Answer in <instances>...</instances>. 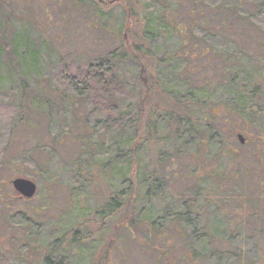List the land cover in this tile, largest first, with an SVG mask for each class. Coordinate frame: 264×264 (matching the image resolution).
I'll return each instance as SVG.
<instances>
[{
	"label": "trees",
	"instance_id": "trees-1",
	"mask_svg": "<svg viewBox=\"0 0 264 264\" xmlns=\"http://www.w3.org/2000/svg\"><path fill=\"white\" fill-rule=\"evenodd\" d=\"M122 2L121 18L97 0H70L68 8H60L59 15L67 22L79 18L76 21L97 32L101 41L119 37L120 42L123 30L132 34L131 41L122 40L105 52L85 54L71 61L57 57L46 65L52 60L51 43L43 39L34 18L25 12L16 18L10 5L0 0V75L6 69L12 79H17L15 87L0 85V97L7 99L13 111L19 109L18 121L24 119V111L27 115L32 111L41 113L45 107L57 108L62 114L59 125L46 118L47 130L53 132L49 146L44 147L50 170L41 169L39 177L47 185L56 181L64 205L57 221L49 217L50 225L41 222L44 214H33L37 207L14 210V198H0V226L6 238L0 243V260L7 264V256L12 255L11 264H72L84 257L86 264H111L109 253L113 246L117 253L119 243L128 250L129 242L145 248L146 255L153 252L156 264L168 255L183 264H203L209 259L221 260L231 252L226 249L227 241L239 238L235 258L238 264H247L248 236L243 232V216L249 206H261L262 202L238 187L243 180L239 167H245L238 155L216 148L222 144L217 142L222 137L219 131L228 121L224 117L227 111L234 115L229 121L241 123L244 128H259L255 140L264 142V81L254 77L256 69L262 65L264 69V60L261 55L255 58L235 47L231 37L240 38L239 31L231 29L232 20L237 24L251 21L238 0H203L200 4L186 0L190 2L187 5L183 0ZM262 17L264 12L259 10L256 18L260 23ZM131 22L138 26V33ZM257 25L264 32V27ZM131 27L134 34L129 31ZM174 38L182 39L183 46L159 55V43ZM196 44L211 55L215 62L212 66L219 72L217 80L200 81L193 74L189 58L195 54ZM142 62L149 64L151 75L146 79L153 84L152 90H148L141 74L145 66ZM130 66H135L137 72L130 73ZM45 71L47 90L42 93L39 80ZM136 84H140L138 88ZM151 91H159L173 106L159 111L154 105L147 111ZM76 103L81 104L79 113ZM215 104L218 113L212 107ZM161 120L170 124L164 139L158 138L156 132ZM217 124L221 128H216ZM150 140L156 147L169 146L179 158L183 153L202 156L199 173L194 163L186 166L185 193L169 192L168 178L152 163L140 162L142 166L136 168L135 157ZM66 143L77 151L66 159L58 158L56 163V148L64 149ZM37 146L33 145L24 158L40 169L33 156L37 155ZM207 156L216 159L206 162L203 159L207 160ZM158 158H162L160 153ZM166 161L174 163L170 154ZM234 163L231 172L228 168ZM93 180H101L100 194ZM155 199L162 205L156 203L158 209L154 210ZM229 199L234 206L232 212L224 209ZM91 203H99L92 209L94 223L85 221ZM160 220L166 223L160 226ZM91 225L98 226L95 233ZM45 232L47 239L42 236ZM96 235L98 239L94 241ZM105 238L109 242L102 247L103 256H93ZM6 243L9 253L2 250ZM174 246H179V255L171 250L168 253V248ZM119 249L123 253L122 247Z\"/></svg>",
	"mask_w": 264,
	"mask_h": 264
},
{
	"label": "rangeland",
	"instance_id": "rangeland-1",
	"mask_svg": "<svg viewBox=\"0 0 264 264\" xmlns=\"http://www.w3.org/2000/svg\"><path fill=\"white\" fill-rule=\"evenodd\" d=\"M4 1L10 5L9 8L14 11L16 18L17 16L20 17L21 13H29V16L31 18H34L33 23L41 31L43 39L51 43L52 60L51 62L46 63V65H51L53 61L57 60V57L64 58L66 61H71V59L84 56L85 54L87 55L94 52H105L108 48L119 45L122 40L125 43H128V41L132 40V34L130 35L128 30H123V34L120 37V42L119 37L114 41H110V39L109 41L104 39L101 41L97 32H91L89 29L85 28L82 23L76 21L79 20V18L74 19V22L62 21L60 18L61 16L59 15L61 11L60 8L65 6L66 8H68V6L70 5V0ZM97 1L100 2L104 9H106V6L108 5V8H111L114 11V14L121 18V10L123 8L122 0ZM195 1H197L196 3L200 4L203 0ZM183 2L185 3V5L190 4V2L186 3V0H183ZM238 2H240L239 6H241L244 10L245 17L249 18L251 23L245 21V23L243 24H237L236 22H234L235 20L231 21V29L237 33L239 31L240 34V38H238V36L236 35L231 36L235 41L234 45L235 47L237 46L238 49L240 48L241 50L250 53V55H254L255 58L258 55H261L262 59L264 60V32H261L257 25V23H259V25L264 27V17H262L261 23L256 18L257 12L259 10H262L264 12V0H238ZM199 6L198 8H200ZM206 6H208V4H206ZM181 9H183L182 12L185 10L184 7H182ZM181 19L185 21V16L183 14L181 16ZM119 23L124 24L121 20H119ZM131 24H133L135 28L134 32L137 31L138 33V26H135L134 22H131ZM129 31H131V33L133 32L132 27ZM193 39L196 40L195 38ZM139 40V38L135 39L136 42H138ZM181 45L183 46L182 39H169L168 41H166V43H159L158 54L160 55L164 51H173L176 49H180ZM193 47H195L193 48L195 54L189 58V61L191 63V69L195 77L200 81H207L210 79L214 81L215 79L217 80L219 77V72L215 67L212 66V64H214L215 62H213L211 55L204 53L201 49H199L202 47V45L197 46L196 44ZM257 50L262 51V53L257 54ZM148 66L149 64H145L144 67L142 66L141 74L145 79L144 81L148 83L146 85V87H148V90H152L153 84H151L149 80L146 79V77H149L151 75ZM134 67L135 66H130L127 70H129V72L133 74L134 72H137ZM262 67L263 65L259 68L261 71L258 69L255 70L254 77L257 80L264 81V69ZM24 70L25 69H23V71ZM44 73L45 76L39 80L43 84V86L39 87L42 90V93H45L47 90V73L46 71ZM10 74L11 73L9 70H2L0 75L1 87L9 88L11 86H17L15 85L17 79H12ZM139 85L140 84H136L137 88L139 87ZM29 87L31 88L33 86ZM35 95L37 96L38 94ZM149 96L150 99L147 104V111H149V109H152V106L154 105L159 108V111L173 106V103L171 102V105L168 98L159 94V91H151ZM49 102L53 104V101L49 100ZM216 105L217 104L213 105L212 107L214 108V112L218 113L219 108ZM75 108H77L76 111L80 110L81 104L76 103ZM24 115V119L22 118V121H18L19 119H21L19 109L17 111H13L7 99L0 97V198H3L5 200L9 199L10 197L14 198L13 200L17 202L14 210H19L20 208L34 209L37 207L33 210V214L35 216L44 214L41 222L51 225V221H47L49 217L55 219L56 221L60 218L59 212L64 207L62 200L63 195L60 191V188L55 184L56 181L48 182L47 185L43 183L41 176L39 177V174L40 172H42V170L45 172L50 170L46 163V155H48V150L47 148L44 149V147L49 146V138L51 136V133L53 132L47 130L48 126L46 125V118H49L52 124L55 123L59 125L62 122V119L60 118L62 114L58 112L57 108L48 109L47 107H45L41 113L32 111L31 114L27 115L26 111H24ZM233 116L234 115L232 112L227 111L225 113L224 117L228 119V121L223 125L224 129L222 128L219 131L220 133H222V137L218 138L216 135V138H218L217 143H222L216 149H226L228 152L234 153L235 156L238 155L237 157L239 161L243 165H245V167H243L245 169L239 167V172L243 176V180L238 182V187H242V189L250 191L249 193H247L248 195H251V197L253 198H258L262 202L261 206L254 205L249 206L248 209H246L245 215L243 216L244 221L242 228L243 232L248 236L245 248L248 261L247 264H264V142L255 140L257 132H259V128H257L256 126L244 128L243 124L241 123L236 124L229 121V119H231ZM216 128L221 127L217 124ZM156 129L158 138L164 139L168 135L170 124L163 120L158 121V126L156 127ZM237 135H240L243 138L242 144L239 143ZM144 139L147 140L146 137H144ZM245 140L247 141L245 142ZM161 143L162 142H159V144ZM33 145H38V152L36 151L37 155L33 156L37 160V162H35L39 165L40 169H36L35 165L32 162L27 161L24 158L27 152L29 156L32 148H34ZM168 147L167 145L164 146L162 144L156 147L154 146L153 140H150V142L147 141L143 151H141V153L137 154L135 157L136 168L140 167L142 163L148 165L149 163H152V166H154L155 170H158L160 173L164 174L166 178H168V181H166V186L168 185L169 192L177 194L185 193L187 186L185 183L186 178L183 177V173L185 172L186 166L189 165L188 163L190 162L194 163L198 167L199 173L202 170V168L199 167V165L202 163V156L200 155L199 157H197V155L193 153H183L182 157L179 158L178 155H176V152ZM213 147L216 151V145ZM56 149L58 153L55 159L56 163H59L57 161L58 158L59 160L60 157L66 159L67 157H69L68 155L73 154L75 153V151H77L75 146H71V144L67 143L64 149L60 147ZM215 151L213 152L212 150V153L215 154ZM159 153L162 157L161 160L158 158ZM169 154L170 159L173 158V164L166 161V158L169 156ZM174 155L175 157H173ZM207 157V160L206 158L203 159L206 162H213L216 159V157L213 158V156ZM51 165L55 167L57 164L55 165L53 163ZM234 166L235 163L229 166L228 169L232 172ZM134 167L135 166H133L132 168L133 170ZM15 179H25L31 181L36 186V196L30 200H20L18 194L14 192L11 186V182ZM93 182L95 185V189L100 194V187L102 186L101 180H93ZM229 188L232 189L231 186H229ZM22 200H25V202H22ZM230 202L232 201L229 199V202L224 206V209L226 211L229 210L230 212H232L234 206ZM156 203L162 205L161 201L155 199L154 210L155 208L158 209V205ZM97 205H99V203H91L90 212L87 217L85 216L86 222H96L94 220V217L92 216V209H94ZM80 207H84V205L80 204ZM228 215L229 217H231L232 213ZM165 223L166 222L160 220L159 225L162 226ZM97 227L98 226L96 225H91L90 230L95 233L94 231L97 229ZM3 228L4 227L1 224L0 243L6 239L2 236V233L4 231ZM47 232L49 233V231ZM47 232L42 234L45 239L48 238ZM95 238L96 239H94V241L98 239L97 235L95 236ZM108 242L109 240L105 238L103 242H101V244L95 248L96 253L94 252L93 256L97 255L99 258H101L104 254V251H102V247L104 245H107ZM114 243H116V241H114ZM239 243V238L227 241L226 249H230V253H226L221 260L217 261L215 259H209L203 264H238L235 255L239 253ZM126 246L128 250L123 248V246L119 243V248L122 247L123 253L118 247L116 248V253L113 246L111 252L109 253V261L111 264H156L155 255L153 252H150V254L146 255L144 253L145 248L134 243L128 242ZM152 246L155 247L156 244L153 243ZM178 247L179 246H174L173 249L168 248L167 251L168 253H170L171 250L173 251V254L179 255L180 250ZM2 250H5L6 252L8 251L9 253L10 250L8 243H6L5 246L3 245ZM6 260L7 264H11L12 255H10V258L7 256ZM4 261L5 260H0V264H6L4 263ZM161 261L162 262L158 264H183L181 260L177 261V258H170V255H168V258L165 257L164 259H161ZM72 264L86 263L84 262V257H82L81 261L74 260Z\"/></svg>",
	"mask_w": 264,
	"mask_h": 264
},
{
	"label": "water",
	"instance_id": "water-1",
	"mask_svg": "<svg viewBox=\"0 0 264 264\" xmlns=\"http://www.w3.org/2000/svg\"><path fill=\"white\" fill-rule=\"evenodd\" d=\"M237 139L240 144L243 143V138L240 135L237 136ZM11 186L21 199L30 200L36 194V186L25 179H15L11 182Z\"/></svg>",
	"mask_w": 264,
	"mask_h": 264
}]
</instances>
